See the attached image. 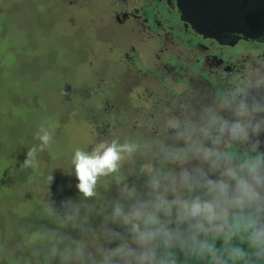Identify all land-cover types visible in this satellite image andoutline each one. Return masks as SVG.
Masks as SVG:
<instances>
[{"label":"rangeland","instance_id":"374dc122","mask_svg":"<svg viewBox=\"0 0 264 264\" xmlns=\"http://www.w3.org/2000/svg\"><path fill=\"white\" fill-rule=\"evenodd\" d=\"M75 2L0 0V264H45L42 253L33 255L29 238L41 226L54 227L41 215L42 202L55 201L59 209L64 199L83 200L71 169L75 148L90 150L93 144L114 137L172 142L164 125L178 116L179 107L171 103L158 109L145 104L153 100V92H145L147 83L160 89L164 101L170 94L173 101L183 94L189 96V104L194 101L188 87L182 85L177 91V83H187L179 75L176 82L168 83L169 88L160 83L172 78L166 73L174 69L169 64L179 67L174 55L179 51L185 57L182 65L191 70V28L181 23L179 30V20L166 3L148 1L143 9L148 21L117 24L113 19L119 0ZM165 10L166 23L160 16ZM157 21L164 23L165 35L149 28V34L131 30V24L154 27ZM160 110L165 113L163 122L158 121ZM186 116L193 117L190 110ZM41 124L54 129L52 145L38 153L37 168H22L27 150L40 144L35 134ZM141 162L137 158L134 163ZM112 179L103 178L101 184ZM128 182L143 191L144 178L130 176ZM98 196L117 198V186L114 182L108 190L101 186ZM86 202L94 203L95 198ZM105 215L106 210L97 207L89 223L99 226ZM70 234L80 238L75 231Z\"/></svg>","mask_w":264,"mask_h":264},{"label":"clouds","instance_id":"9594fccd","mask_svg":"<svg viewBox=\"0 0 264 264\" xmlns=\"http://www.w3.org/2000/svg\"><path fill=\"white\" fill-rule=\"evenodd\" d=\"M192 115L165 121L171 143L114 137L75 148L71 169L83 200L64 199L59 209L42 202L54 227L31 234L33 255L45 264H264V80L217 95ZM53 135L39 126L40 144L22 168L39 166ZM130 176L144 178L143 191ZM53 179L50 172L49 185ZM113 182L117 198L100 199L98 189ZM97 207L106 215L93 226Z\"/></svg>","mask_w":264,"mask_h":264},{"label":"flooded vegetation","instance_id":"af4514ba","mask_svg":"<svg viewBox=\"0 0 264 264\" xmlns=\"http://www.w3.org/2000/svg\"><path fill=\"white\" fill-rule=\"evenodd\" d=\"M77 1L78 0H76L75 3H77ZM119 1L121 6L119 11L115 13L113 19L117 24H121L123 22L126 23L129 20L133 21L134 23L139 19H143V22L148 21V17H146V13L143 9L147 8L145 6L149 1L155 2V4L159 2V6H162V3H166L168 9L173 10L175 16L178 18L179 23H177V27L179 30H181L180 24L183 22H180V12L176 5V0H135L132 3H130L132 0ZM73 2L74 1L70 3ZM133 3H137V5H132ZM166 12L167 11L165 10V13L162 12L160 14L164 20V23L167 22ZM162 23L163 22L161 21H157L154 27H151L152 25L150 24V26L147 27L138 24H131V30L135 32L136 30L134 29L139 28L138 33L140 32V29H142L144 32L149 34V30H147V28H149L153 32L162 33L165 35L162 32V25H164V23ZM183 26L187 28L185 25ZM171 28L175 30L176 24L174 26L171 25ZM190 34L192 36V47L190 50L191 70L188 66L182 65L183 61L181 59H185V57L181 58V52L179 51V55L178 53L174 55H176L180 60V63L181 61L182 63L177 64L179 66L178 68L169 64V68L174 69H171L166 73H171L172 78L170 80L165 79L160 82L162 85L166 86V88H169V85L177 81V78H175L177 75L181 77L182 81H187L185 84L177 83V91H181L182 85L188 87L186 90L190 91L189 93H193L194 101L193 104H189V96L186 97L184 94L177 96L176 94L178 98L175 100V106L179 107L178 116H186L189 110L192 114L194 112L198 114L200 107L213 104L214 98L217 95H226L234 87H242L244 85L254 83L257 80H264V38L259 40H250L235 37L232 40L233 43L229 42L221 44L219 41L213 38H204L202 34L197 33L193 29H191ZM159 42H161V40H159ZM178 49L180 50V48ZM131 54L133 55V53ZM128 57L126 56V58ZM175 69H179L178 74L174 73ZM162 78H164V76ZM168 83L170 84L168 85ZM144 87H147L145 92L149 90L150 93L153 92V100L149 101V99H147L144 102L145 104L152 106L155 105L158 109L163 107L167 108L168 105H171V99L174 97V94H170L168 91L171 97L169 100L164 101L165 98L160 96V89H152V85L149 83H147V85ZM154 95H156V100ZM192 118L195 119L196 117L193 116ZM165 119V113H162V110H160L158 112V121L163 122ZM192 264H202V262H192Z\"/></svg>","mask_w":264,"mask_h":264},{"label":"water","instance_id":"95a60500","mask_svg":"<svg viewBox=\"0 0 264 264\" xmlns=\"http://www.w3.org/2000/svg\"><path fill=\"white\" fill-rule=\"evenodd\" d=\"M180 22L221 44L264 38V0H176Z\"/></svg>","mask_w":264,"mask_h":264},{"label":"trees","instance_id":"16d2710c","mask_svg":"<svg viewBox=\"0 0 264 264\" xmlns=\"http://www.w3.org/2000/svg\"><path fill=\"white\" fill-rule=\"evenodd\" d=\"M147 85V84H146ZM80 95V94H79ZM171 103H175V101H173V98L171 99ZM181 259H183V258H181Z\"/></svg>","mask_w":264,"mask_h":264}]
</instances>
